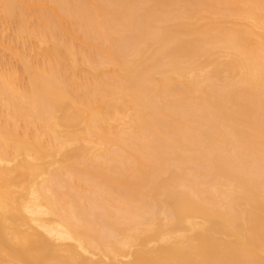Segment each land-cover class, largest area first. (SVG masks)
<instances>
[{"label":"bare ground","instance_id":"1","mask_svg":"<svg viewBox=\"0 0 264 264\" xmlns=\"http://www.w3.org/2000/svg\"><path fill=\"white\" fill-rule=\"evenodd\" d=\"M0 264H264V0H0Z\"/></svg>","mask_w":264,"mask_h":264}]
</instances>
